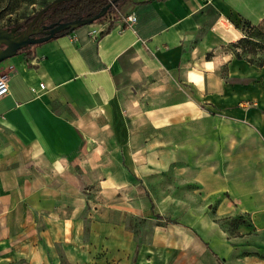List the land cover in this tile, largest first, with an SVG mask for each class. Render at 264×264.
Here are the masks:
<instances>
[{
  "label": "crops",
  "instance_id": "0c3cea01",
  "mask_svg": "<svg viewBox=\"0 0 264 264\" xmlns=\"http://www.w3.org/2000/svg\"><path fill=\"white\" fill-rule=\"evenodd\" d=\"M131 12L133 27L121 18L94 22L39 43L32 67L24 53L0 63L10 84L0 98V264L210 259L208 242L193 232L185 257L177 259L173 236V245L164 239L160 246L154 235L141 253L135 232L115 214L156 212L142 175L153 155L172 154L165 117L180 113L170 122L189 123L238 104L249 116L245 126L264 136L251 63L224 59L227 80L216 56H207L246 34L237 17L263 22L264 0H129L121 13ZM93 191L105 201L93 200ZM253 218L264 228V208ZM248 239L234 264H264V235Z\"/></svg>",
  "mask_w": 264,
  "mask_h": 264
},
{
  "label": "rangeland",
  "instance_id": "374dc122",
  "mask_svg": "<svg viewBox=\"0 0 264 264\" xmlns=\"http://www.w3.org/2000/svg\"><path fill=\"white\" fill-rule=\"evenodd\" d=\"M38 10L40 6L30 7L25 15ZM21 12L0 16V26L22 20ZM240 21L255 38L256 45L226 44L212 52L227 80L231 67L224 59L237 58V52L243 55V61L264 57V42L259 35L260 31L264 32V22L260 29H251L237 17V22ZM225 54L229 56L224 58ZM251 65L253 68L246 72L252 74L251 82L260 98L253 100L256 103L253 107L264 113V65ZM241 108L235 104L226 111H210L203 117L199 114L189 123L170 122L180 113L162 120L172 154L164 158L153 155L142 175L156 212L148 218L122 211L115 214V220L124 221L135 232L141 253L153 245L154 235L160 239V246L165 244L164 239L167 246L173 245L170 241L173 236L177 259L185 257L182 251L185 239L193 232L210 246V259L203 264H218L214 253L226 264H234L235 249H249V236L264 235V228L253 218L255 212L264 208V136L245 126L249 116ZM90 194L93 200L105 201V196L96 191ZM166 218L178 223H168ZM90 230L91 226L87 225V231Z\"/></svg>",
  "mask_w": 264,
  "mask_h": 264
},
{
  "label": "trees",
  "instance_id": "16d2710c",
  "mask_svg": "<svg viewBox=\"0 0 264 264\" xmlns=\"http://www.w3.org/2000/svg\"><path fill=\"white\" fill-rule=\"evenodd\" d=\"M52 0H0V16L8 15L11 13H17L21 10L22 20H14L13 23L1 25L3 27L17 25L18 23H24L20 29L24 27L25 24L29 23L35 14L39 11H35L29 15H25V10L32 7L33 9L36 6H40V9L48 5ZM110 0H66L54 5L48 12L52 14L54 17H58L64 20H71L77 17H85L90 14H94L99 12L105 5L109 3ZM129 0H118L116 6L121 9V7L126 4ZM115 10L114 7L111 8V11ZM108 16V13L99 18L95 22H102L105 20V17ZM245 23H248V27L251 29H260V25L264 22H261L257 25L251 23L249 20L245 18H241ZM237 26L243 28L246 31V34L238 39L235 42H231L229 44L233 46H246L250 44L256 45V41H254V37L249 34V32L242 26L241 21L237 22ZM60 35V34H59ZM259 35L262 36V41L264 42V32L260 31ZM39 43L29 44L19 50L18 53H24L25 59L27 60L29 66H33L31 64V60L36 56V46ZM261 46V45H260ZM259 46V47H260ZM255 48V46H254ZM255 50V49H254ZM212 53H208L207 56H211ZM236 57L238 59H243V55L239 52L236 53ZM250 63H256L258 66L264 65V57L258 58L257 61L254 58L248 59ZM220 264H225L224 261L219 260Z\"/></svg>",
  "mask_w": 264,
  "mask_h": 264
},
{
  "label": "water",
  "instance_id": "95a60500",
  "mask_svg": "<svg viewBox=\"0 0 264 264\" xmlns=\"http://www.w3.org/2000/svg\"><path fill=\"white\" fill-rule=\"evenodd\" d=\"M66 0H52L48 5L41 8L29 22V26L18 33V30L24 23H18L17 25L3 27L0 26V63L14 55L19 50L32 43H42L51 38L58 36L59 34H65L74 31L80 26L91 24L97 21L99 18L111 11V8L116 6L118 0H110L99 12L90 14L85 17H77L71 20H57L56 22L44 25L46 29V35L41 37H35L32 34L38 32L31 29L33 24L39 20V23L43 20V15L47 13L54 5Z\"/></svg>",
  "mask_w": 264,
  "mask_h": 264
},
{
  "label": "built area",
  "instance_id": "2783aa9c",
  "mask_svg": "<svg viewBox=\"0 0 264 264\" xmlns=\"http://www.w3.org/2000/svg\"><path fill=\"white\" fill-rule=\"evenodd\" d=\"M203 3L208 2L209 0H200ZM113 11L108 13L107 19L103 22H107L110 26L115 20L121 18L123 20V26L133 27L137 21L136 14L134 12L124 15L121 13V9L117 6H114ZM43 86V84H42ZM10 93V84L9 78L6 73L0 72V98Z\"/></svg>",
  "mask_w": 264,
  "mask_h": 264
},
{
  "label": "flooded vegetation",
  "instance_id": "af4514ba",
  "mask_svg": "<svg viewBox=\"0 0 264 264\" xmlns=\"http://www.w3.org/2000/svg\"><path fill=\"white\" fill-rule=\"evenodd\" d=\"M61 18H58V17H54L52 16V14L50 12H47L43 15V20L39 23V20H37L33 26L31 27V29H28V30H37L38 29V32L32 34L33 36L35 37H41V36H44L46 35V30H49V29H46L45 27H43L44 25H48L50 23H53V22H56L57 20H60ZM61 20H64V19H61ZM29 26V23L25 24L24 27L22 29H19L18 30V33H21L23 32V30L25 28H27Z\"/></svg>",
  "mask_w": 264,
  "mask_h": 264
}]
</instances>
